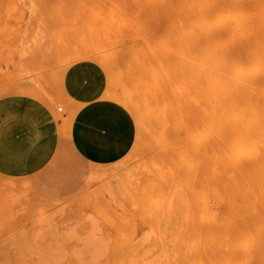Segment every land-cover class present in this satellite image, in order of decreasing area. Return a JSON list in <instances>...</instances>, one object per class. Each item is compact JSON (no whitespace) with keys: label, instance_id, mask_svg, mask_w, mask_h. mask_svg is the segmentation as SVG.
I'll return each mask as SVG.
<instances>
[{"label":"rangeland","instance_id":"obj_1","mask_svg":"<svg viewBox=\"0 0 264 264\" xmlns=\"http://www.w3.org/2000/svg\"><path fill=\"white\" fill-rule=\"evenodd\" d=\"M204 1L0 0V264H199Z\"/></svg>","mask_w":264,"mask_h":264},{"label":"bare ground","instance_id":"obj_2","mask_svg":"<svg viewBox=\"0 0 264 264\" xmlns=\"http://www.w3.org/2000/svg\"><path fill=\"white\" fill-rule=\"evenodd\" d=\"M227 1L180 10L203 39L192 52L198 259L264 264V1Z\"/></svg>","mask_w":264,"mask_h":264},{"label":"built area","instance_id":"obj_3","mask_svg":"<svg viewBox=\"0 0 264 264\" xmlns=\"http://www.w3.org/2000/svg\"><path fill=\"white\" fill-rule=\"evenodd\" d=\"M60 109H62V107H60Z\"/></svg>","mask_w":264,"mask_h":264}]
</instances>
